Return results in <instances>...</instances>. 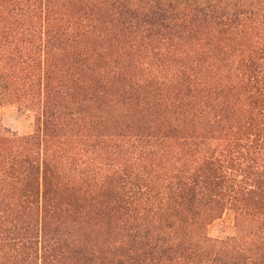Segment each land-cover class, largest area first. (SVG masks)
I'll list each match as a JSON object with an SVG mask.
<instances>
[{
    "label": "trees",
    "instance_id": "obj_1",
    "mask_svg": "<svg viewBox=\"0 0 264 264\" xmlns=\"http://www.w3.org/2000/svg\"><path fill=\"white\" fill-rule=\"evenodd\" d=\"M6 106L0 264H264V0H0Z\"/></svg>",
    "mask_w": 264,
    "mask_h": 264
},
{
    "label": "rangeland",
    "instance_id": "obj_2",
    "mask_svg": "<svg viewBox=\"0 0 264 264\" xmlns=\"http://www.w3.org/2000/svg\"><path fill=\"white\" fill-rule=\"evenodd\" d=\"M27 110H23L18 106H6L0 108V119L2 124L12 129L29 130L32 128L33 117H26ZM234 221L230 215H225L221 220L211 227L213 234L224 235L232 232Z\"/></svg>",
    "mask_w": 264,
    "mask_h": 264
}]
</instances>
